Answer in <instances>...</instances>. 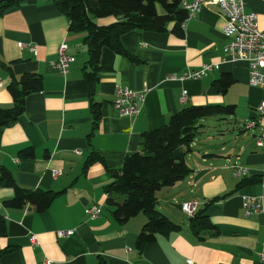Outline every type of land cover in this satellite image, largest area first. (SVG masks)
Masks as SVG:
<instances>
[{
  "label": "crops",
  "instance_id": "obj_1",
  "mask_svg": "<svg viewBox=\"0 0 264 264\" xmlns=\"http://www.w3.org/2000/svg\"><path fill=\"white\" fill-rule=\"evenodd\" d=\"M244 2L245 12L258 16L264 32V0ZM115 21L112 16L95 19L99 26ZM225 22L219 6L205 0L201 11L185 21L181 37L172 33L173 24L164 33L124 34L122 46L136 62L104 48L100 80L91 95L83 75L88 59L84 35L69 31L67 17L53 3H22L0 15V109L13 106L8 91L13 80L27 73L42 77L41 91L25 98L23 114L0 127V177L5 169L19 187L56 193L42 213L29 205L9 208L4 202L13 197V187L0 182V219L6 225L5 235L0 234V264H41L45 259L52 264H263L258 253L264 211L246 216L242 209L244 197H258L264 207V149L255 146L257 129L228 146L205 143L200 148L196 140L191 144L185 157L190 173L156 193L157 205L170 209L169 219L179 229L157 235L141 250L136 241L147 216L139 213L118 224L104 192L111 181L109 170L119 169L127 154L139 151L141 134L163 127L186 107L233 106L234 114L242 108L248 120L264 126L258 110L264 90L248 85L245 62L223 61ZM62 42L75 58L65 75L50 67ZM206 63H219V68L199 80H180ZM223 74L234 82L221 94L214 83ZM117 88L145 91L137 116L121 117L113 108ZM29 148L33 157H21ZM91 152L98 158L85 166ZM235 163L254 183L237 188L242 178L234 176ZM53 170L61 175L53 177ZM215 198L219 200L209 203ZM193 199L200 202L198 210L205 209L213 230L195 234L190 228V217L180 206ZM92 206L101 208L96 219L85 214ZM67 231L72 233L62 236ZM31 235L39 246L30 243Z\"/></svg>",
  "mask_w": 264,
  "mask_h": 264
},
{
  "label": "trees",
  "instance_id": "obj_2",
  "mask_svg": "<svg viewBox=\"0 0 264 264\" xmlns=\"http://www.w3.org/2000/svg\"><path fill=\"white\" fill-rule=\"evenodd\" d=\"M39 0H12L0 4V15L6 10L22 3L33 4ZM53 3L69 22L70 32L83 33L87 51V62L83 69L84 78L94 94L100 80L99 64L101 52L107 48L132 62L136 58L126 52L121 36L129 32L164 33L173 24L172 33L181 37V23L187 13L181 8L180 0H44ZM112 16L115 22L99 26L95 19ZM229 74H223L215 81V89L224 94L233 84ZM42 89V77L27 73L13 80L8 91L13 100L10 109H0V127L14 123L25 110V98ZM233 106L204 105L189 106L169 117L165 125L157 130L144 132L140 137L139 151L127 154L119 169L109 170L111 181L105 186L106 202L112 206L113 219L123 224L139 213L147 216L136 241L138 250L153 243L156 236L179 229L156 208V193L174 185L190 173L185 157L191 151V144L203 128L201 121L215 116L233 115ZM95 120L99 118L98 108H94ZM21 157H33L29 148L20 152ZM98 157L91 152L85 166ZM0 182L13 187L14 195L4 202L9 208L33 207L37 213L46 211L52 204L56 193L51 191L30 190L19 187L9 172L1 170ZM252 179L242 178L238 187L252 184ZM225 197V196H224ZM222 197V198H224ZM119 198L120 200H117ZM219 200L213 199L209 203ZM195 234L213 230L205 214V209L197 210L188 220ZM6 225L0 219V234L5 235ZM102 264V263H100Z\"/></svg>",
  "mask_w": 264,
  "mask_h": 264
},
{
  "label": "built area",
  "instance_id": "obj_3",
  "mask_svg": "<svg viewBox=\"0 0 264 264\" xmlns=\"http://www.w3.org/2000/svg\"><path fill=\"white\" fill-rule=\"evenodd\" d=\"M225 15L226 22L222 34L225 40L223 61L236 63L245 62L248 65V85L252 88L264 90V32L258 27V16L255 13L245 12L244 0H213ZM205 0H180L181 8L187 13V19L197 15ZM183 21L181 29L184 27ZM30 51L35 53V48L31 47ZM68 45L65 42L59 44L57 49V59L50 63L52 70L62 75L67 74L70 66L75 62V58L67 53ZM219 63H206L197 71H187L183 73L180 80H199L208 73L217 70ZM2 85L0 79V86ZM113 108L118 111L121 117L133 118L141 112L144 102L145 91L136 92L129 88H117L114 91ZM187 101V92L183 91L180 102ZM258 110L264 114V103L258 106ZM257 129L258 133L254 137L255 146L264 149V126H260L255 120H248L245 123V130L252 132ZM234 176L244 178L247 170L238 164L233 165ZM53 177L61 175V171L53 170ZM200 202L193 199L182 203L181 211L191 217L198 210ZM242 209L246 216L260 214L264 211L261 199L258 197H244ZM101 212L98 206H92L85 209V214L89 219H96ZM72 232L62 233L70 235ZM29 241L33 246H39L36 235H31ZM259 260L264 264V241L261 243L258 253ZM41 264H52L45 259ZM186 264H193L188 260Z\"/></svg>",
  "mask_w": 264,
  "mask_h": 264
},
{
  "label": "rangeland",
  "instance_id": "obj_4",
  "mask_svg": "<svg viewBox=\"0 0 264 264\" xmlns=\"http://www.w3.org/2000/svg\"><path fill=\"white\" fill-rule=\"evenodd\" d=\"M247 121L248 119L245 117V112L242 108H237L233 115H222L202 120L201 124L203 128L196 138L198 147H203L205 143L228 146L230 142H233L237 138L248 137V134L252 132L245 130V123ZM156 208L162 215L166 216L168 219L171 218L168 213V210H170L169 208H164L162 204L157 205ZM180 218L184 220L185 216L180 215Z\"/></svg>",
  "mask_w": 264,
  "mask_h": 264
},
{
  "label": "water",
  "instance_id": "obj_5",
  "mask_svg": "<svg viewBox=\"0 0 264 264\" xmlns=\"http://www.w3.org/2000/svg\"><path fill=\"white\" fill-rule=\"evenodd\" d=\"M10 1H12V0H0V4L7 3V2H10Z\"/></svg>",
  "mask_w": 264,
  "mask_h": 264
}]
</instances>
